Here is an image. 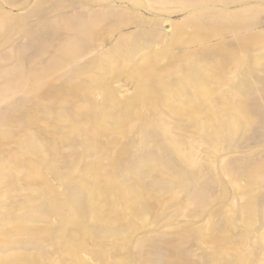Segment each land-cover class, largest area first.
<instances>
[{"label": "rangeland", "instance_id": "1", "mask_svg": "<svg viewBox=\"0 0 264 264\" xmlns=\"http://www.w3.org/2000/svg\"><path fill=\"white\" fill-rule=\"evenodd\" d=\"M0 264H264V0H0Z\"/></svg>", "mask_w": 264, "mask_h": 264}]
</instances>
